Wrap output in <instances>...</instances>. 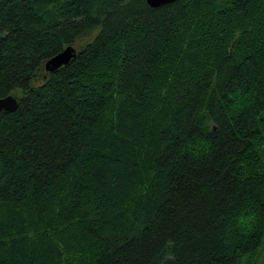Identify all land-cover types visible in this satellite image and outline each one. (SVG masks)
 I'll list each match as a JSON object with an SVG mask.
<instances>
[{"label":"trees","instance_id":"trees-1","mask_svg":"<svg viewBox=\"0 0 264 264\" xmlns=\"http://www.w3.org/2000/svg\"><path fill=\"white\" fill-rule=\"evenodd\" d=\"M8 95L0 264H264V0H0Z\"/></svg>","mask_w":264,"mask_h":264},{"label":"water","instance_id":"water-1","mask_svg":"<svg viewBox=\"0 0 264 264\" xmlns=\"http://www.w3.org/2000/svg\"><path fill=\"white\" fill-rule=\"evenodd\" d=\"M150 8H159L164 5L174 3L178 0H145ZM76 50L73 46L66 47L63 51L47 60L43 65V71L46 78L49 73H54L59 68L67 66L75 57ZM18 108V99L16 96L8 95L0 98V112L13 113Z\"/></svg>","mask_w":264,"mask_h":264},{"label":"rangeland","instance_id":"rangeland-1","mask_svg":"<svg viewBox=\"0 0 264 264\" xmlns=\"http://www.w3.org/2000/svg\"><path fill=\"white\" fill-rule=\"evenodd\" d=\"M93 39V36L91 35L90 37H86V38H81L80 40H78L76 42V44L73 46L75 50H80V48L82 47L83 44H85L86 42L90 41Z\"/></svg>","mask_w":264,"mask_h":264}]
</instances>
